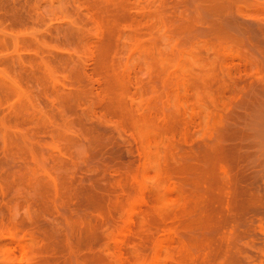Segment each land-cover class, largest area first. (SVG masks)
I'll return each mask as SVG.
<instances>
[{
	"label": "rangeland",
	"instance_id": "rangeland-1",
	"mask_svg": "<svg viewBox=\"0 0 264 264\" xmlns=\"http://www.w3.org/2000/svg\"><path fill=\"white\" fill-rule=\"evenodd\" d=\"M0 264H264V0H0Z\"/></svg>",
	"mask_w": 264,
	"mask_h": 264
}]
</instances>
